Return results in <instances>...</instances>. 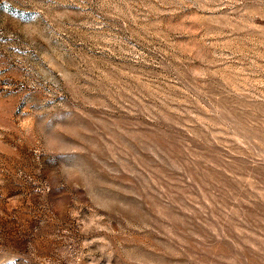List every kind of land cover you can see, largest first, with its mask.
Segmentation results:
<instances>
[{"label": "rangeland", "instance_id": "1", "mask_svg": "<svg viewBox=\"0 0 264 264\" xmlns=\"http://www.w3.org/2000/svg\"><path fill=\"white\" fill-rule=\"evenodd\" d=\"M0 264H264V0H0Z\"/></svg>", "mask_w": 264, "mask_h": 264}]
</instances>
